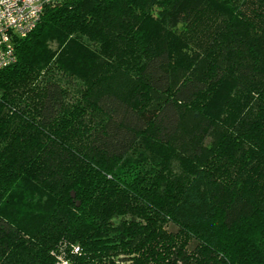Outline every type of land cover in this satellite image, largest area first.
<instances>
[{"label":"trees","instance_id":"trees-1","mask_svg":"<svg viewBox=\"0 0 264 264\" xmlns=\"http://www.w3.org/2000/svg\"><path fill=\"white\" fill-rule=\"evenodd\" d=\"M250 263L264 0L46 4L0 70V264Z\"/></svg>","mask_w":264,"mask_h":264},{"label":"built area","instance_id":"built-area-1","mask_svg":"<svg viewBox=\"0 0 264 264\" xmlns=\"http://www.w3.org/2000/svg\"><path fill=\"white\" fill-rule=\"evenodd\" d=\"M61 0H0V70L15 61V42L37 26L43 7Z\"/></svg>","mask_w":264,"mask_h":264},{"label":"rangeland","instance_id":"rangeland-1","mask_svg":"<svg viewBox=\"0 0 264 264\" xmlns=\"http://www.w3.org/2000/svg\"><path fill=\"white\" fill-rule=\"evenodd\" d=\"M177 49H179L178 47H176V50ZM177 52V51H176ZM178 53V52H177ZM183 55H185V54H183ZM179 160H181V159H179ZM185 164H187V163H184V164H179V163H177V162H174V161H172V168H173V170H175V171H181L182 170V168H183V166L185 165ZM189 165V164H188ZM187 165V166H188ZM250 264H252V263H250Z\"/></svg>","mask_w":264,"mask_h":264},{"label":"water","instance_id":"water-1","mask_svg":"<svg viewBox=\"0 0 264 264\" xmlns=\"http://www.w3.org/2000/svg\"><path fill=\"white\" fill-rule=\"evenodd\" d=\"M71 196H72V197H74V194H73V193H71ZM77 205H79V203H77Z\"/></svg>","mask_w":264,"mask_h":264}]
</instances>
